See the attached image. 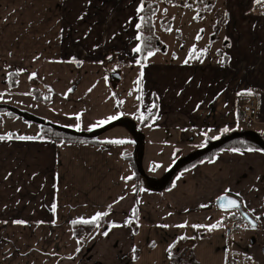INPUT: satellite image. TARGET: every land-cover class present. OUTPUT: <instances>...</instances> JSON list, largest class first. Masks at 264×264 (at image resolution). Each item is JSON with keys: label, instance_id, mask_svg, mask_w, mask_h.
I'll list each match as a JSON object with an SVG mask.
<instances>
[{"label": "crops", "instance_id": "0c3cea01", "mask_svg": "<svg viewBox=\"0 0 264 264\" xmlns=\"http://www.w3.org/2000/svg\"><path fill=\"white\" fill-rule=\"evenodd\" d=\"M144 4L0 0V107L6 127L31 132L0 129V136L12 134L0 139V264H227L231 253L264 264V0H195L185 12L191 26L178 35H199L202 48L189 59L184 45L172 59L159 43L140 62L136 25ZM201 6L216 12L206 41ZM161 10L158 0L156 31ZM252 91L260 94L258 122L242 126L236 98ZM148 116L138 141L145 186L138 189L124 157L137 141L113 143L119 139L111 134L127 127L117 118ZM40 122L86 132L111 127L101 144L17 138L33 136ZM225 128L263 148L225 149L185 166L200 154L197 141L210 147ZM125 130L136 136L133 127ZM156 133L174 141L158 148L166 160L187 152L167 180L154 181L145 169L161 165ZM222 196L238 199L255 228L238 210L219 209ZM97 213H107L104 230L74 236L71 223ZM227 214L240 217L236 231L221 223Z\"/></svg>", "mask_w": 264, "mask_h": 264}, {"label": "trees", "instance_id": "16d2710c", "mask_svg": "<svg viewBox=\"0 0 264 264\" xmlns=\"http://www.w3.org/2000/svg\"><path fill=\"white\" fill-rule=\"evenodd\" d=\"M158 11V0H145L144 7L142 9V17H141V31H142V39L140 44V62H145L147 60V56L149 52L152 53L157 51L159 46L156 44L157 36H155V28H154V16ZM18 76V71H12L10 75V84L14 85L15 79ZM35 89V88H34ZM6 108L0 107V118L2 114H5ZM126 118L132 117H125V118H117L114 122H130L132 124L133 120L126 121ZM150 116L143 117L140 120V125L134 127V132L136 136L140 138L139 140H144L143 136V128L149 122ZM133 126V125H132ZM111 126H106L103 129L99 130L98 132H86L80 131L75 129H69L65 126L58 125L52 122H40L39 124V131L31 136L35 138H47L52 139L58 142H83V143H90V144H101L105 143L106 140L102 138L104 133L109 129ZM207 144H212L211 138H206ZM139 143L137 142V146L133 151L126 150L124 152V157L129 160L132 168H133V179L136 181V187L139 189L145 186L144 182V174H141L142 167H141V158L138 153L139 150ZM259 149L263 148V146L256 140L250 138L247 134L242 132H237L236 130H230L221 134V138L212 146L209 147L206 151L200 153L196 156L192 161L188 162L186 165H191L199 159L204 158H211L217 152L225 149ZM172 184V179L167 182L165 187H170ZM103 221L99 219L93 223H84L82 221H74L71 223V228L73 231L74 236L76 237H91L97 231L102 232L104 227L101 226ZM98 225V226H97ZM104 225V224H103Z\"/></svg>", "mask_w": 264, "mask_h": 264}, {"label": "rangeland", "instance_id": "374dc122", "mask_svg": "<svg viewBox=\"0 0 264 264\" xmlns=\"http://www.w3.org/2000/svg\"><path fill=\"white\" fill-rule=\"evenodd\" d=\"M159 4L161 6V10L159 12V14H157L156 16V27H157V31L155 30V36H157V42H159L161 44V47H165V53L160 52V54L162 56H165L166 58H172V59H179L180 57L183 56L184 54V50L183 46L185 45V49H193V46H195V49H201L202 46V42H204V40H196L194 41V33L192 34H186L183 35L182 37H180L178 35V28L182 27L184 29V27H188L191 26L190 22V15L188 17V12H186V10H189V8H192L193 5H195V0H177V1H167V0H159ZM199 9H201L202 12H204V19L202 22H200V26L203 29L204 32V38L205 41L208 38V35L210 33L213 32L211 26H210V21L213 18V16L216 15L215 11H211L208 13V11L205 9L204 6H201ZM166 10V11H165ZM174 21V23H172V21ZM170 23V24H169ZM169 25V26H167ZM171 28V31H168L167 29ZM192 29V28H191ZM214 47H219V42H218V37L216 38V40L214 42H212ZM185 50V51H186ZM156 52V51H155ZM154 53V52H153ZM156 55V53H155ZM22 112V111H21ZM25 115H28L25 112H22ZM6 114V113H5ZM5 114H2L0 120L2 121L0 123V129L1 132H8L10 130L14 131L16 130V132L18 133H22V134H29L31 133L30 131H26L25 127L22 128H12V127H6V124L8 122V120H6L8 118V116H6ZM142 118H126V121H130L133 120L132 124L130 122H128V124L124 121L122 123H125L123 125L127 126L130 128L131 127H137L140 125V120ZM133 125V126H132ZM126 127V128H127ZM123 128V129H121ZM119 129V131L114 132L113 134H111V137H114L116 139H131L134 141H139L140 138H138V136L135 135H131L127 130H125L126 128L121 127ZM37 133V132H36ZM36 133H33V135H35ZM30 135V134H29ZM170 134L166 133V136L169 137ZM110 136V135H109ZM174 141L173 139H171V141L169 139H166L164 141H161L160 139L157 138V133H156V161L159 160L161 161V165L160 168H156V171H150V168H145L146 169V173L147 175H149V178L154 180V181H161L162 179L167 180L170 173L173 171L174 167H177L178 165H180L184 160H186V156H187V152L182 151V152H177L176 155L168 160H166V158H164L165 153L163 152V150L161 151V153L158 154V148H163L164 146L167 147L168 144H173ZM166 144V145H165ZM164 147V148H165ZM209 147L205 145V143L203 142H196L193 145V151L196 153H201L205 150H207ZM133 147L130 146L129 147V151H133ZM230 211H234V210H230ZM224 216V215H223ZM222 216V217H223ZM221 217V218H222Z\"/></svg>", "mask_w": 264, "mask_h": 264}, {"label": "built area", "instance_id": "2783aa9c", "mask_svg": "<svg viewBox=\"0 0 264 264\" xmlns=\"http://www.w3.org/2000/svg\"><path fill=\"white\" fill-rule=\"evenodd\" d=\"M177 1V0H169ZM260 14H264V10H260ZM239 94L236 98L238 111L240 113L241 121L240 125L249 126L254 125L258 122V115L260 110V94L257 91H252ZM240 217L232 215H224L221 218V223L230 228L232 231H236L240 225ZM227 264H255V259L242 255L239 253H231L228 257Z\"/></svg>", "mask_w": 264, "mask_h": 264}, {"label": "snow or ice", "instance_id": "6c2138e0", "mask_svg": "<svg viewBox=\"0 0 264 264\" xmlns=\"http://www.w3.org/2000/svg\"><path fill=\"white\" fill-rule=\"evenodd\" d=\"M260 2V0H257V3H259ZM166 11V10H165ZM195 18V17H194ZM140 24H137L136 25V27L137 28H140ZM168 31H171V28H168L167 29ZM201 31H203V30H201ZM201 37L198 35L197 36V40H199ZM135 51L136 52H140L141 51V48H139V47H137L136 49H135ZM206 51V50H205ZM196 52V49H195V46H193V49H191L190 50V54H189V59H191L192 58V54L193 53H195ZM153 53L150 51L149 52V55H152ZM185 63H188V59H186L185 60ZM34 75V74H33ZM142 75H143V72H141V77H142ZM137 83L139 84V81H137ZM249 94H251L250 92H249ZM122 103V102H121ZM116 117H112L111 119H115ZM100 123H105L104 121H102V122H100ZM223 131H225V132H227L228 131V129L227 128H225ZM12 138V134L11 133H9L6 137L5 136H0V139H11ZM18 139H21V140H23V139H33V137H25V136H19V137H17ZM218 138V137H217ZM111 142H113V143H123L124 141H120V140H117V141H111ZM248 151H252L253 149H251V148H249V149H247ZM233 151L234 152H239L240 150L239 149H236V148H234L233 149ZM242 154V153H241ZM127 179H131V177H128ZM238 195V194H237ZM221 200H223L224 198L223 197H221L220 198ZM228 204H229V206L230 207H232V208H237V207H239V205L237 204V202L235 201V200H229L228 201ZM134 211V214H135V210H133ZM104 215H107V213H97L93 218H92V220H90V221H83L84 223H93V222H95V221H98L102 216H104ZM257 220L259 219V217H257L256 218ZM17 223H23L22 221H17ZM98 226V225H97ZM115 225H113V227H114ZM251 226L253 227V228H255V224L254 223H252L251 224ZM194 227H197V226H194ZM212 227H216L215 225H213ZM105 236L106 235H108V232L106 231V232H104L103 233Z\"/></svg>", "mask_w": 264, "mask_h": 264}, {"label": "water", "instance_id": "95a60500", "mask_svg": "<svg viewBox=\"0 0 264 264\" xmlns=\"http://www.w3.org/2000/svg\"><path fill=\"white\" fill-rule=\"evenodd\" d=\"M156 44L159 45V42H156ZM141 174H143V171H141ZM222 197L224 198L223 200L220 199L221 197L216 200V205H217V207L219 209H221V210H232V209H236V210H238L241 218L244 221L248 222L249 224L254 223L253 220H252V218L249 216V214L242 209L241 204L238 201V199H236L233 196H222ZM229 200H235L237 202V204L239 205V207H237V208L230 207L229 204H228V201Z\"/></svg>", "mask_w": 264, "mask_h": 264}]
</instances>
